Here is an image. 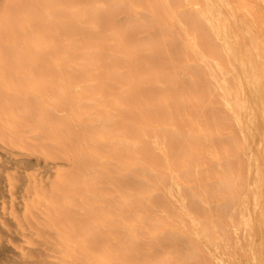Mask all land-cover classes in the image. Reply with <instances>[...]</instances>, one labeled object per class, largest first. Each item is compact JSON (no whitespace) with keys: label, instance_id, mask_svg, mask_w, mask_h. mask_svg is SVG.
I'll return each mask as SVG.
<instances>
[{"label":"bare ground","instance_id":"bare-ground-1","mask_svg":"<svg viewBox=\"0 0 264 264\" xmlns=\"http://www.w3.org/2000/svg\"><path fill=\"white\" fill-rule=\"evenodd\" d=\"M100 9L87 0L61 22L56 0H0V264H256L252 255L235 257L246 177L243 163L233 166L230 147L231 128L241 133L239 149L245 147L244 114L250 131L263 130L255 119L264 106V73L256 74L249 56L258 45L244 51L240 38L224 40L223 55L209 40L206 53L190 50L184 61L174 54L180 62L168 53L167 22L157 12L150 22L138 20L143 31L164 27L140 55L131 25L108 16V37L97 31ZM80 14L91 16L87 34L77 26ZM204 18L214 34L228 36L226 17L227 23ZM198 23L187 38L193 44L205 38ZM190 61L207 70L190 78L194 90L182 88ZM201 74L212 85L221 77L218 94L199 88ZM247 87L256 94L251 102ZM194 99L196 108L222 103L229 117L200 124L192 113L178 115ZM218 137L227 139L207 149ZM211 163L219 168L206 175L214 187L181 194L183 183L199 181L197 166ZM204 194L227 200L217 218L202 220L188 208L208 206ZM227 202L239 211L226 214ZM139 241L147 246L138 253Z\"/></svg>","mask_w":264,"mask_h":264},{"label":"rangeland","instance_id":"rangeland-1","mask_svg":"<svg viewBox=\"0 0 264 264\" xmlns=\"http://www.w3.org/2000/svg\"><path fill=\"white\" fill-rule=\"evenodd\" d=\"M87 0H56L57 7H60V10L57 11V19L59 21L65 20V16L70 14H76V10L82 8L85 5ZM93 1V0H92ZM100 6V14L103 16L102 21L97 26V31L100 32L104 37H108L109 32L106 29V24L104 19L108 18V16L115 17L121 25L129 24L131 27L129 28V39L134 44L135 48L140 55L144 54L143 51L146 48V45L150 41L157 42L158 38L161 36L164 27L156 23L149 30H140L139 21L150 22L152 19L158 17V13H162L163 15L160 17L165 19L167 22V26L165 29V33L167 34V50L171 57L178 53L184 61V57L187 56L188 51L199 49L200 52L206 53L209 46H212L209 40L212 41L213 46L221 53L225 54L222 42H229L230 39H239L242 50L249 51L251 47L257 48L255 51L250 50V55H252V60L257 67L255 69L256 74L264 73V0H94ZM70 4L71 9L63 10L61 9L62 4ZM212 12L211 15L209 12ZM220 14V15H218ZM218 18L217 20L223 23L224 21L225 32L227 33V37L223 38L222 36L218 37L217 34L213 33L208 26L206 19ZM222 16V18L220 17ZM91 16L80 14L79 19L81 20L77 23V26L81 34H87L86 22L84 20L90 19ZM195 21H198L199 28L201 29L202 35L205 37L202 42H198L197 44H193V42L187 41L188 39H192V35L195 32L196 26L194 25ZM218 21L215 22L216 26L220 24ZM232 21V22H231ZM218 22V24H217ZM229 22L231 24H229ZM228 24L230 27H228ZM233 24V25H232ZM247 25V26H246ZM227 26V27H226ZM246 26V27H245ZM248 27V29H247ZM227 29V30H226ZM75 28L71 27L70 34H74ZM223 33V32H222ZM178 35H182L183 41H179L177 39ZM238 36L237 38L235 37ZM235 37V38H234ZM238 40V41H239ZM242 40V41H241ZM252 40H256L255 43L251 46ZM251 43V44H250ZM250 45L249 49L248 46ZM247 49H245V48ZM252 48V49H253ZM260 49V50H258ZM258 50V51H257ZM261 51V52H260ZM252 52V53H251ZM103 55V53H101ZM175 57V56H174ZM178 61L181 60L175 57ZM175 59V60H176ZM172 63V61H171ZM138 66V65H137ZM136 66V67H137ZM187 68L182 71V78L184 84L182 85L183 89H193L190 78L194 75L197 69L200 68L199 64L196 61H190V63L186 64ZM225 68V67H223ZM201 69V68H200ZM259 70V72H258ZM204 76H207V70L201 69ZM228 71V70H227ZM229 72V71H228ZM170 71L165 75L166 80L169 76ZM220 74V73H219ZM231 76V72H229ZM260 74V75H261ZM202 75V74H201ZM258 75V76H260ZM205 76V77H206ZM229 75H226L227 79ZM220 78H218L217 82L212 85L209 82V79H203L202 75V83L199 88L204 90L205 95L215 89L218 94ZM166 89L173 88L175 91L176 85L172 84V82H168L165 86ZM198 88V89H199ZM264 88V83H263ZM250 89V90H249ZM246 88V100L251 102V99L256 96L253 89L250 87ZM194 90V89H193ZM251 91V92H250ZM196 92V91H195ZM194 92V93H195ZM253 94L255 95H252ZM252 95V96H251ZM254 96V97H253ZM252 97V98H251ZM250 98V100H249ZM258 100V98H257ZM222 103H214L211 107L202 106L196 108V100H192L189 104L188 102H184L182 105V109L179 110L178 115H184L185 113H192L196 117V122L202 124L203 120L206 118L215 117V122L217 124L221 122H225L224 118L229 117L226 113L223 112ZM258 114L256 115V125L257 127H263L262 131H258L255 128L250 131L246 126L248 122L247 114L242 116V125L245 132L246 144L244 149H239L238 138L239 129L231 128V152L230 158L234 167L237 166L239 162L243 163L242 172L244 173V181L245 182V192L244 199L246 201V209L243 210L245 215V220L243 222L240 221L239 232L237 236H234V240L238 241V249L235 248V257H239L243 255L244 257H254L257 261L256 264H264V106L258 105ZM214 120V118H213ZM197 136V135H196ZM242 138V137H241ZM187 139V138H184ZM222 139V140H221ZM227 138H216L213 141H208L205 146L207 149L212 148L213 146H218L221 141L225 142ZM255 139V141H254ZM200 143V141L198 142ZM198 171L200 172L198 177V182L191 187L187 184H182L180 187L181 194L191 195V194H200L203 188L210 190L214 187L215 181L213 177L206 176L210 174L212 171L218 170V165L216 163L211 164H201L197 166ZM236 171V170H235ZM128 178V179H127ZM133 177L128 175L125 180H130ZM133 180V179H132ZM131 182V180L129 181ZM134 182L136 183L135 179ZM165 183H169L165 181ZM249 185V186H248ZM202 199H206L208 201V206L203 205L201 203H196V205H189L188 208L192 210H198L199 213L197 217L200 219H205L206 215H210L212 218H217V214L220 211V207L222 202L227 200H218L213 196L206 197V194L202 196ZM157 204H160L163 201L162 191L158 192L154 199ZM228 206L225 207L223 205L222 209L226 214L232 215L237 213L239 210H233L235 205L231 204V202H227ZM230 204V205H229ZM232 207V208H230ZM206 214V215H205ZM221 217V214H220ZM222 218V217H221ZM236 224L237 222L233 220ZM147 246V243L138 242L136 245V250L139 252L143 251ZM168 245L162 248H156L154 251V256H160L161 254L168 251ZM248 264V263H245Z\"/></svg>","mask_w":264,"mask_h":264}]
</instances>
